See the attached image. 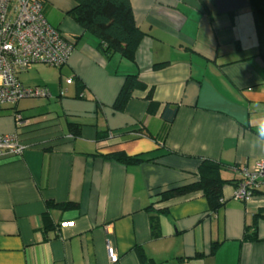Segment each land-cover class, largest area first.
Wrapping results in <instances>:
<instances>
[{"label": "crops", "instance_id": "obj_1", "mask_svg": "<svg viewBox=\"0 0 264 264\" xmlns=\"http://www.w3.org/2000/svg\"><path fill=\"white\" fill-rule=\"evenodd\" d=\"M41 1L47 23L74 49L57 70L35 64L19 73L48 98L0 108V136L26 147L0 157V264H109L108 245L116 264H140L138 250L155 264H264V216L256 240L244 239L264 215V185L242 203L226 184L217 213L201 193L159 197L197 182L203 161L237 182L232 167L264 159V60L252 13L217 15L209 0H129L144 34L132 63L106 57L68 18L79 0ZM129 76L142 88L116 111ZM167 107L177 109L169 127ZM117 153L144 161L125 165Z\"/></svg>", "mask_w": 264, "mask_h": 264}, {"label": "built area", "instance_id": "obj_2", "mask_svg": "<svg viewBox=\"0 0 264 264\" xmlns=\"http://www.w3.org/2000/svg\"><path fill=\"white\" fill-rule=\"evenodd\" d=\"M73 49V42L47 23L40 0H0V108L23 99L48 98L44 88L25 87L18 79L19 73L35 64L61 68L67 64ZM65 83L70 84L71 79ZM15 119L21 125L20 117ZM25 149L15 136H0V157L18 156ZM231 169L239 174L233 199L246 203L264 185V159L250 168L234 166ZM71 224L62 223L60 227ZM107 256L109 264L118 262L109 245Z\"/></svg>", "mask_w": 264, "mask_h": 264}, {"label": "trees", "instance_id": "obj_3", "mask_svg": "<svg viewBox=\"0 0 264 264\" xmlns=\"http://www.w3.org/2000/svg\"><path fill=\"white\" fill-rule=\"evenodd\" d=\"M200 1L204 3L203 0ZM248 2L252 12L258 55L264 60V0H248ZM67 16L83 32L97 39L98 48L106 57L109 58L116 54L129 62H134L135 52L144 34L136 26L129 0H79L78 4L67 12ZM138 88H142V84L138 81L137 76L127 77L114 102L113 108L116 111H123L133 91ZM150 95H148L149 107L153 110L154 106L151 103ZM176 110V108H165L163 118L167 122L168 127L176 114ZM71 132L74 136H79L80 127L71 125ZM111 157L125 165L144 161L138 156L129 157L123 153H117ZM224 169L225 167L219 163L203 161L197 171V182L163 192L159 195L160 200L167 201L192 193H201L208 202L209 210L217 213L223 206V187L226 184H234V187L236 186L235 181L222 179L221 172ZM47 205L61 209L75 206L67 203L59 205L49 203ZM258 216L264 215L260 212L259 215L253 217L251 225L245 227V240H256L255 225ZM137 256L140 264H155L152 260L147 259L141 250L137 251Z\"/></svg>", "mask_w": 264, "mask_h": 264}, {"label": "water", "instance_id": "obj_4", "mask_svg": "<svg viewBox=\"0 0 264 264\" xmlns=\"http://www.w3.org/2000/svg\"><path fill=\"white\" fill-rule=\"evenodd\" d=\"M217 15H227L250 7L248 0H209Z\"/></svg>", "mask_w": 264, "mask_h": 264}, {"label": "rangeland", "instance_id": "obj_5", "mask_svg": "<svg viewBox=\"0 0 264 264\" xmlns=\"http://www.w3.org/2000/svg\"><path fill=\"white\" fill-rule=\"evenodd\" d=\"M240 13L241 14H243L244 15V13H247V14H249V15H251L250 13H252L251 12V8L249 7V8H246V9H242V10H240ZM245 19V17L244 16H242V20H244ZM246 21H243V23H245ZM199 45H197V47H198ZM45 67H47V66H45ZM48 68H53V67H49L48 66ZM53 69H55V70H57L56 68H53ZM47 75V73L46 72H44V73H35V72H31L30 73V76H31V78H34L35 80H37L35 77H39V78H44V76H46ZM30 78V79H31ZM66 81V80H65ZM40 88H43V87H40ZM35 100H39V99H23V100H20L19 102H24V104L25 103H29V101H35ZM20 103V104H21Z\"/></svg>", "mask_w": 264, "mask_h": 264}, {"label": "clouds", "instance_id": "obj_6", "mask_svg": "<svg viewBox=\"0 0 264 264\" xmlns=\"http://www.w3.org/2000/svg\"><path fill=\"white\" fill-rule=\"evenodd\" d=\"M257 139L264 140V122H261L257 128ZM264 150V149H262Z\"/></svg>", "mask_w": 264, "mask_h": 264}]
</instances>
